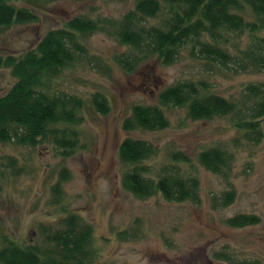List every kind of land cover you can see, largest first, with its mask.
Returning <instances> with one entry per match:
<instances>
[{
  "label": "rangeland",
  "instance_id": "rangeland-1",
  "mask_svg": "<svg viewBox=\"0 0 264 264\" xmlns=\"http://www.w3.org/2000/svg\"><path fill=\"white\" fill-rule=\"evenodd\" d=\"M134 1L14 0L15 6H29L36 18L0 28V55H19L47 30L74 16L114 21L132 9ZM104 28L78 38L85 53L51 79L52 90L82 100L72 152L58 154L49 141L34 147L0 143V244L3 238L39 244L41 225L58 228L65 213H74L91 226L99 262L264 264V116L258 119L257 140L232 126L236 114L194 120L184 107L172 105L161 107L167 119L164 128H121L133 104H157V92L175 81L203 80L209 92L242 105L243 85L264 83V73L219 68L190 55L188 46L170 64L149 56L127 72L115 63L114 55L128 48ZM245 40V36L230 38L226 45H242ZM12 82L9 69L0 67V95ZM94 92L106 98L104 114L90 104ZM125 137L144 140L155 149L139 163L147 168L146 178L155 180L163 173L191 178L197 199L167 201L159 193L138 198L126 191L121 181L132 166L122 163L117 153ZM209 147H222L230 156L221 173L206 170L198 161V152ZM177 152L186 161H173L171 155ZM8 156L15 157L20 174L4 166ZM225 192H232L233 199L222 205ZM237 214L253 215L257 222L228 225L227 218Z\"/></svg>",
  "mask_w": 264,
  "mask_h": 264
},
{
  "label": "trees",
  "instance_id": "trees-1",
  "mask_svg": "<svg viewBox=\"0 0 264 264\" xmlns=\"http://www.w3.org/2000/svg\"><path fill=\"white\" fill-rule=\"evenodd\" d=\"M14 0H0V28L12 23L33 21L30 7L15 6ZM157 18L155 23L148 19ZM101 24V25H100ZM115 36L128 50L114 55L124 71L149 56L161 64H170L184 46L189 53L219 68L264 73V0H135L132 9L114 21L78 15L63 26L47 30L37 42L17 56L0 55V67L8 68L13 82L0 95V143L34 147L49 141L63 156L77 146L75 126L82 120V100L75 95L52 90L51 79L60 68L71 65L85 48L82 35L99 30ZM245 36L243 44L228 47L231 38ZM238 105L209 92L203 80H178L159 90L157 104H133L121 121L123 130L164 128L167 119L162 106L184 107L189 118L208 119L235 115L232 126L251 140L259 138L258 119L264 116V83L243 85ZM92 108L104 114L108 109L105 96L91 93ZM118 157L131 165L121 181L123 188L138 198L159 193L167 201L196 200V182L176 174L163 173L157 179L143 174L140 162L155 153L144 140L125 137L118 145ZM222 147H209L198 152L199 163L212 173H221L229 165L230 156ZM173 161H186L182 153L171 155ZM13 174H20L15 157L4 164ZM63 174L60 175L63 178ZM52 186V191H58ZM57 196V195H56ZM233 199L232 192L221 195V204ZM227 224L242 227L257 222L251 215L237 214ZM58 228L41 225L42 241L24 244L3 238L0 264H109L99 262L92 245V228L74 213H65ZM237 264H257L242 261Z\"/></svg>",
  "mask_w": 264,
  "mask_h": 264
}]
</instances>
